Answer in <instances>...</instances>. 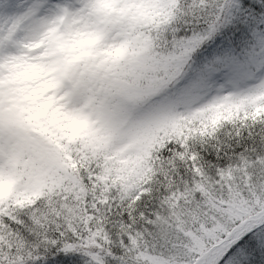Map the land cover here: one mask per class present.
<instances>
[{
  "label": "snow or ice",
  "instance_id": "snow-or-ice-1",
  "mask_svg": "<svg viewBox=\"0 0 264 264\" xmlns=\"http://www.w3.org/2000/svg\"><path fill=\"white\" fill-rule=\"evenodd\" d=\"M0 264H264V0H0Z\"/></svg>",
  "mask_w": 264,
  "mask_h": 264
}]
</instances>
